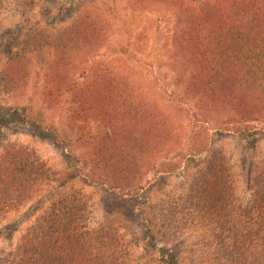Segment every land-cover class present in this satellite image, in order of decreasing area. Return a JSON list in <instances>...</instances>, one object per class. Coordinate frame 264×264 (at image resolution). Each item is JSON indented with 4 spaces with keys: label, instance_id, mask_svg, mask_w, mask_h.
<instances>
[{
    "label": "trees",
    "instance_id": "obj_1",
    "mask_svg": "<svg viewBox=\"0 0 264 264\" xmlns=\"http://www.w3.org/2000/svg\"><path fill=\"white\" fill-rule=\"evenodd\" d=\"M9 2L0 0V17ZM188 13L181 41L192 67L187 91L205 108L228 113L229 134L238 135L248 152L259 135H264V0H205L198 11ZM82 21L56 35L35 26L26 49L5 57L0 99L23 89L31 62L27 54L43 46H51L57 53L47 67V97L57 100L70 90L65 87L63 78L67 82L68 77L63 69L69 54L77 50L81 37L76 30ZM129 91L132 89L122 78L106 72L76 91L79 102L102 128L91 150L90 169L84 173L86 182L133 199L142 229L141 246L156 256L153 264H178L176 250L169 245L178 239L179 231L194 227L212 264H262L264 159L251 169V155L243 157L238 173L223 150L213 151L206 168L187 188L167 198L164 205L153 203L144 191L149 183L145 177L153 170H176V163L158 158L169 148L174 134L166 116L145 100L135 99V91L133 100ZM0 126L3 131L29 126L34 135L51 140L61 151L72 145L70 139L44 123L41 112L29 106L0 108ZM3 131L0 221L43 195L54 179L35 148L4 137ZM68 158L75 166L77 158ZM238 175L250 179L252 187L246 199L234 185ZM95 209L90 194L80 190L61 193L15 245L0 247V264H132V240L98 219Z\"/></svg>",
    "mask_w": 264,
    "mask_h": 264
},
{
    "label": "rangeland",
    "instance_id": "obj_2",
    "mask_svg": "<svg viewBox=\"0 0 264 264\" xmlns=\"http://www.w3.org/2000/svg\"><path fill=\"white\" fill-rule=\"evenodd\" d=\"M203 1L9 2L5 11L10 13L4 11L0 17V70L8 53L26 49L35 26L56 35L83 21L76 30L81 37L77 50L69 54L63 69L68 77L67 82L64 78L63 81L70 90L57 100L47 97V67L57 53L53 47L43 46L27 54L31 62L23 89L12 97L0 99V108L29 106L34 112H41L45 124L72 141L70 149L61 151L51 140L34 135L29 126H19L14 131H3L0 126L4 137L35 148L54 173L50 189L0 221V247L15 245L19 236L56 196L80 190L93 197L98 219L117 227L132 240V264H153V259L156 260L154 254L149 255L142 249V229L133 199L116 191L107 192L106 187L89 185L84 179V173L91 166L93 144L102 128L99 120L79 102L76 91L105 72L122 78L132 89L129 94H133V100L135 91V99L145 100L166 116L172 126L174 140L158 158L176 163V170H153L145 177L149 183L144 191L149 193L153 203L164 205L167 198L187 188L194 176L206 168L213 151L223 150L238 173L243 157L251 155V169L264 159V135H259L253 149L246 152L244 141L227 130L228 113L205 108L196 95L187 91L192 67L185 58L181 41L188 24L187 11H198ZM82 30L88 38L86 42L80 34ZM72 38L76 40V35ZM69 156L77 158L75 166L70 163ZM234 185L241 197L248 198L252 187L249 178L238 175ZM195 228L179 231L178 239L169 245L176 250L178 264H212L211 257L204 251L205 246L199 242L201 234Z\"/></svg>",
    "mask_w": 264,
    "mask_h": 264
}]
</instances>
